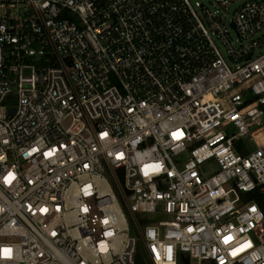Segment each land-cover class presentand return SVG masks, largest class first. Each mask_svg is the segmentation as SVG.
I'll return each mask as SVG.
<instances>
[{"label":"built area","instance_id":"2783aa9c","mask_svg":"<svg viewBox=\"0 0 264 264\" xmlns=\"http://www.w3.org/2000/svg\"><path fill=\"white\" fill-rule=\"evenodd\" d=\"M256 190L264 0H0V264H264Z\"/></svg>","mask_w":264,"mask_h":264},{"label":"rangeland","instance_id":"374dc122","mask_svg":"<svg viewBox=\"0 0 264 264\" xmlns=\"http://www.w3.org/2000/svg\"><path fill=\"white\" fill-rule=\"evenodd\" d=\"M193 3L198 1V2H201V3H204V4H207L209 5V1H212V0H191ZM215 169V166L212 165V166H209L207 169H206V173H210L212 171H214ZM145 219H147L148 221H157V220H163V219H166L167 217L162 215V214H154V215H145L144 216ZM191 264H195L194 262H191Z\"/></svg>","mask_w":264,"mask_h":264},{"label":"trees","instance_id":"16d2710c","mask_svg":"<svg viewBox=\"0 0 264 264\" xmlns=\"http://www.w3.org/2000/svg\"><path fill=\"white\" fill-rule=\"evenodd\" d=\"M246 200L255 201L264 212V191L256 190L245 196Z\"/></svg>","mask_w":264,"mask_h":264},{"label":"water","instance_id":"95a60500","mask_svg":"<svg viewBox=\"0 0 264 264\" xmlns=\"http://www.w3.org/2000/svg\"><path fill=\"white\" fill-rule=\"evenodd\" d=\"M9 113L12 114V113H13V109H10ZM183 257H185V255H182V256H181V259L185 262L184 264H187V260H186L187 257L184 258V259H183Z\"/></svg>","mask_w":264,"mask_h":264}]
</instances>
